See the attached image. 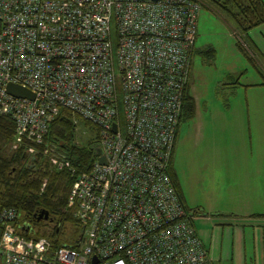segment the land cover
Returning a JSON list of instances; mask_svg holds the SVG:
<instances>
[{
    "label": "built area",
    "instance_id": "obj_1",
    "mask_svg": "<svg viewBox=\"0 0 264 264\" xmlns=\"http://www.w3.org/2000/svg\"><path fill=\"white\" fill-rule=\"evenodd\" d=\"M200 12L198 0H0L11 149L40 153L29 143L42 145L64 109L96 128L105 159L71 185L72 245L28 238L21 214L0 209L1 264H212L168 172ZM9 83L34 99L8 94Z\"/></svg>",
    "mask_w": 264,
    "mask_h": 264
},
{
    "label": "rangeland",
    "instance_id": "obj_2",
    "mask_svg": "<svg viewBox=\"0 0 264 264\" xmlns=\"http://www.w3.org/2000/svg\"><path fill=\"white\" fill-rule=\"evenodd\" d=\"M198 1L189 75L194 115L179 126L172 168L214 264H240L243 228V264H253L249 229L264 227V22L241 31L216 5L222 0ZM76 234L66 225L56 240L72 243Z\"/></svg>",
    "mask_w": 264,
    "mask_h": 264
},
{
    "label": "trees",
    "instance_id": "obj_3",
    "mask_svg": "<svg viewBox=\"0 0 264 264\" xmlns=\"http://www.w3.org/2000/svg\"><path fill=\"white\" fill-rule=\"evenodd\" d=\"M222 1V3H215L241 31H246L264 22L263 0ZM205 51L213 55L212 49ZM194 52L195 49L191 53V58ZM198 52L205 54L204 51ZM193 115L194 100L190 95L188 79L168 164L169 175L179 196L180 188L172 168L174 149L180 124L190 120ZM72 119L71 113L64 109L60 110L51 123L43 144L29 143L40 153L25 154L22 149H11L16 127L9 117L0 114V209H16L23 215L22 221L30 224L31 228L33 227L34 235L27 237L48 238L52 241L54 248L63 245L60 240H56L57 228L63 227L65 230L66 225L74 229L77 226L73 216L74 208L68 207L71 185L76 175L87 172L97 158L98 141L94 134L97 135L96 128L78 118H76L77 124H74ZM85 136L87 138L82 140ZM47 145L49 154H52L51 152L58 154L61 159L69 163L74 173H71L68 168L57 171L52 166L48 157L42 155ZM180 198L182 199V196ZM42 211L48 212L47 220L37 219ZM50 223L54 224L52 230L49 228ZM64 244L72 245L73 242Z\"/></svg>",
    "mask_w": 264,
    "mask_h": 264
},
{
    "label": "crops",
    "instance_id": "obj_4",
    "mask_svg": "<svg viewBox=\"0 0 264 264\" xmlns=\"http://www.w3.org/2000/svg\"><path fill=\"white\" fill-rule=\"evenodd\" d=\"M196 39H197V37H196ZM195 43H196V40H195ZM194 49L196 51L195 46H194ZM180 196H182V195L180 194ZM183 199L184 198L182 197V200ZM183 202H184V200H183ZM184 205H185V202H184ZM185 207H186V205H185ZM249 233L253 236V239L251 241V243H252L251 249H250L251 260H252L253 264H258V263L264 264V227H257V228L252 227L251 229H249ZM244 236H246V229L243 228V229H241L240 235L238 237V248L236 247V250L238 249L240 264H243V261H245V259L247 257V256H245L246 250H245ZM259 236H262V238L260 239ZM202 240H203L202 242H203L204 246L207 248L208 252H210L212 250L211 245H210V240L208 239V237L206 239L203 237ZM209 258H210V256H209ZM210 260H211L212 264H214L215 260H212L211 258H210ZM217 261H219V260H217Z\"/></svg>",
    "mask_w": 264,
    "mask_h": 264
},
{
    "label": "water",
    "instance_id": "obj_5",
    "mask_svg": "<svg viewBox=\"0 0 264 264\" xmlns=\"http://www.w3.org/2000/svg\"><path fill=\"white\" fill-rule=\"evenodd\" d=\"M154 2L156 1H159V0H152ZM6 91L8 94L16 97V98H23V99H29V100H33L34 99V95L27 89H24L18 85H15V84H7L6 86ZM113 130H115V128H113ZM97 160H98V163L100 165H104L105 164V159H104V156H103V153H102V150L101 148L98 146V149H97ZM38 220H41V219H44V220H47L48 219V212L47 211H42L38 218Z\"/></svg>",
    "mask_w": 264,
    "mask_h": 264
},
{
    "label": "flooded vegetation",
    "instance_id": "obj_6",
    "mask_svg": "<svg viewBox=\"0 0 264 264\" xmlns=\"http://www.w3.org/2000/svg\"><path fill=\"white\" fill-rule=\"evenodd\" d=\"M51 223H53V222L51 221ZM51 223H50V224H51ZM53 226H54V224H51V225H49V228L52 230V229L54 228ZM32 229H33V227H32ZM56 231H57V233H59V232H63L64 229H63V227H62V228H59V229L57 228ZM57 236H58V235H55L56 238H57ZM75 239H76V238H75V236H74V237L71 239V241L74 242Z\"/></svg>",
    "mask_w": 264,
    "mask_h": 264
},
{
    "label": "clouds",
    "instance_id": "obj_7",
    "mask_svg": "<svg viewBox=\"0 0 264 264\" xmlns=\"http://www.w3.org/2000/svg\"><path fill=\"white\" fill-rule=\"evenodd\" d=\"M5 239H6V240H10L11 237L6 236ZM42 244H43V241H41L40 244H37V245H36L37 249H39L40 251H43V248L41 247Z\"/></svg>",
    "mask_w": 264,
    "mask_h": 264
}]
</instances>
